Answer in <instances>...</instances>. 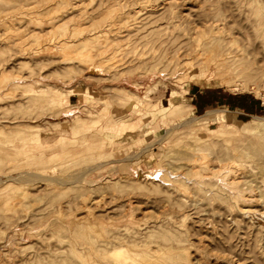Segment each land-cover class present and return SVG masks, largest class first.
Listing matches in <instances>:
<instances>
[{
	"label": "rangeland",
	"instance_id": "374dc122",
	"mask_svg": "<svg viewBox=\"0 0 264 264\" xmlns=\"http://www.w3.org/2000/svg\"><path fill=\"white\" fill-rule=\"evenodd\" d=\"M0 264H264V0H0Z\"/></svg>",
	"mask_w": 264,
	"mask_h": 264
},
{
	"label": "crops",
	"instance_id": "0c3cea01",
	"mask_svg": "<svg viewBox=\"0 0 264 264\" xmlns=\"http://www.w3.org/2000/svg\"><path fill=\"white\" fill-rule=\"evenodd\" d=\"M195 95V94H194ZM192 104L195 111H206L214 104L235 109L239 113L253 114L263 110L260 100L248 93H234L224 88L199 90Z\"/></svg>",
	"mask_w": 264,
	"mask_h": 264
},
{
	"label": "bare ground",
	"instance_id": "6f19581e",
	"mask_svg": "<svg viewBox=\"0 0 264 264\" xmlns=\"http://www.w3.org/2000/svg\"><path fill=\"white\" fill-rule=\"evenodd\" d=\"M173 99V98H172ZM175 99V98H174ZM179 100V99H178ZM177 100V101H178ZM180 106V102H172L171 103V105H170V111L171 112H174V111H176L178 108H180L179 107ZM211 111H212V108H210V109H208L207 110V112H206V115H209L210 113H211ZM223 117H225L226 118V115L225 116H223ZM256 118H258L259 120H262L263 119V117L262 116H255ZM261 122V121H260ZM260 122H258L259 124H260ZM257 123V124H258ZM262 164V163H261Z\"/></svg>",
	"mask_w": 264,
	"mask_h": 264
}]
</instances>
